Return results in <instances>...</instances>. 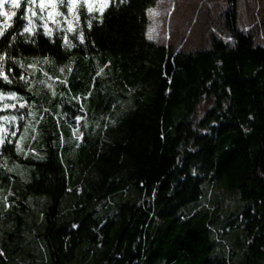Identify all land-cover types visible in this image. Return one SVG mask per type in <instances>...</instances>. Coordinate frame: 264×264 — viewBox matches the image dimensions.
Masks as SVG:
<instances>
[{
    "label": "trees",
    "instance_id": "obj_1",
    "mask_svg": "<svg viewBox=\"0 0 264 264\" xmlns=\"http://www.w3.org/2000/svg\"><path fill=\"white\" fill-rule=\"evenodd\" d=\"M157 1L108 0L103 16L82 6L79 28L57 17L51 37L38 18L23 33L28 6L15 9L0 37L11 58V83L0 79V264H264V46L234 21L232 47L157 45L147 35ZM44 58L68 71L58 90L74 105L61 112L32 88L47 82L29 67ZM87 98L93 127L62 148L56 118L77 128ZM32 105L41 140L21 155ZM23 244L36 248L20 263Z\"/></svg>",
    "mask_w": 264,
    "mask_h": 264
},
{
    "label": "rangeland",
    "instance_id": "obj_2",
    "mask_svg": "<svg viewBox=\"0 0 264 264\" xmlns=\"http://www.w3.org/2000/svg\"><path fill=\"white\" fill-rule=\"evenodd\" d=\"M151 9L158 14L150 16L148 13L150 24L147 35L149 36L151 32L153 37L150 39L151 41L176 52L209 49L213 39L221 40L230 47L234 46V36L228 29V24L231 21H234L237 31L251 35L256 46H264V0H158ZM39 60L33 62L32 68L35 73H38L35 69L42 68L44 75L40 76L46 78L47 82L42 89L39 81L34 82L32 88L36 95L42 100L45 98L53 110L55 106L61 112L63 102H66L68 106H73L74 99H68L65 92L58 90L61 81L66 78V73L68 74L65 66L59 65L55 70L52 68L53 64L49 58ZM44 61H47V63ZM72 63H74V59L71 60ZM61 68L64 69L63 72L60 71ZM45 73H47V76ZM49 84L51 88L48 87ZM53 91L56 95L52 94ZM37 103L40 105L39 101ZM80 105L85 114L77 116L82 117L79 125H77L76 119L74 121L79 127V131L85 133L93 127L90 107L94 106V102L87 98ZM38 108V106L32 105L30 115L16 146L18 154H28L30 148L35 147L37 141L41 140L39 127L42 118ZM56 120L62 131L60 145L62 148H67L75 140L72 124L64 123L63 125L59 118H56ZM1 202L2 200H0V208L2 207ZM201 204L206 205V199ZM36 209L39 210V208ZM27 222L31 225V218ZM22 248L24 250L19 254L20 263L30 260L27 258V254L34 251L36 247L23 244ZM38 254L41 253L38 252ZM235 257L233 256V258ZM237 262L242 264L241 260Z\"/></svg>",
    "mask_w": 264,
    "mask_h": 264
},
{
    "label": "snow or ice",
    "instance_id": "obj_3",
    "mask_svg": "<svg viewBox=\"0 0 264 264\" xmlns=\"http://www.w3.org/2000/svg\"><path fill=\"white\" fill-rule=\"evenodd\" d=\"M22 2L28 6L26 8V12L22 14L20 17L22 21H26V23L23 25V33L34 34V29L36 27L34 23V18H38L40 20L45 21L42 27L45 30L44 34L49 37L53 35V29L48 27V21H51L54 25H56V28L59 29L60 20H58L57 17H62L63 20L68 23V27L64 30L68 32H75L76 29L72 27V23L73 21H75L76 27L79 28V9L82 6H86V11L88 13L98 12L100 16H103L104 10L108 6V0H39V3H37V0H0V18H5V22L3 23L2 26H0V37H3L5 31L12 27L10 21L12 20L13 17L17 15L15 9H19L21 7ZM6 5L8 6L7 10H5ZM59 7L65 8L69 15L66 16L63 12H60L58 10ZM36 9H39L41 13H46V15H40L39 17H37ZM148 13L150 16L158 14L155 12V10L152 9H149ZM69 16L71 17V19H69ZM96 18L97 17L92 16L91 19L88 20L87 25L89 28H91L92 26V19H96ZM78 38L81 41V43H83L84 37L82 30L79 32ZM148 38L149 39L153 38L151 32L149 33ZM12 39L14 40L15 37H12ZM65 46L67 48L74 47V45L70 41H67L66 38H65ZM7 59H11V58L7 57L6 55L0 54V79H3L8 83H11V80H9L8 75H6L4 72V63ZM44 62L47 63V61ZM16 63H19L21 67H24V65L19 61H16ZM29 67H33V66L30 65ZM60 71L63 72L64 69L61 68ZM69 71H71L70 66H69ZM45 75L47 76V73H45ZM61 83H66V80L61 81ZM48 87L51 88V85L49 84ZM52 94L56 95L54 91ZM10 98L17 99L15 94H12ZM3 99H5V96L2 92H0V100ZM14 106L15 105H12V107ZM20 107H25V105L21 104ZM81 111H83V108H81ZM12 119L14 120L15 118L13 117ZM75 119L77 125H79L82 117H76ZM4 120L7 122H11L7 117H4ZM0 133L5 134V135H0V145H2L5 140L7 129L0 127ZM73 135L76 137L77 140H81L83 137V133L79 131V127L73 129ZM9 195H11V193H9ZM0 200H3L6 203L7 197H0Z\"/></svg>",
    "mask_w": 264,
    "mask_h": 264
}]
</instances>
